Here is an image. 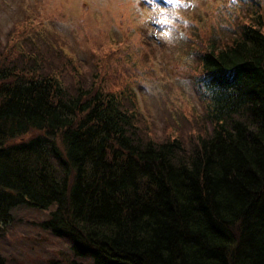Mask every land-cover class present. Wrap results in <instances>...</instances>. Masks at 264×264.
Returning a JSON list of instances; mask_svg holds the SVG:
<instances>
[{
    "label": "trees",
    "instance_id": "1",
    "mask_svg": "<svg viewBox=\"0 0 264 264\" xmlns=\"http://www.w3.org/2000/svg\"><path fill=\"white\" fill-rule=\"evenodd\" d=\"M28 16L0 42V223L21 205L46 210L68 264H264L260 16L193 48L202 115L184 138L145 125L105 61L68 89L44 68L62 62L47 53L59 41Z\"/></svg>",
    "mask_w": 264,
    "mask_h": 264
},
{
    "label": "rangeland",
    "instance_id": "2",
    "mask_svg": "<svg viewBox=\"0 0 264 264\" xmlns=\"http://www.w3.org/2000/svg\"><path fill=\"white\" fill-rule=\"evenodd\" d=\"M143 2L150 6L152 0ZM223 3L201 0L199 7L183 12L189 21L187 35L169 46L149 34L151 25L138 23L140 12L133 0H0V42L5 43V33L15 22L36 14L35 29L59 41L48 55H62L65 63L49 59L44 63L46 71L60 77L69 89L75 83H95L101 61L107 62L111 73L122 69L123 83L135 101L128 106L136 107L137 117L158 135L170 129L184 138L190 132L184 127H194L202 115L194 88L198 62L193 48L201 46L198 42L225 44L238 37L242 24L255 23L259 16L264 22V0H242L227 19ZM113 83L119 88L120 78ZM46 215V210L28 205L11 210L0 223V264H68L69 242L42 228Z\"/></svg>",
    "mask_w": 264,
    "mask_h": 264
},
{
    "label": "clouds",
    "instance_id": "3",
    "mask_svg": "<svg viewBox=\"0 0 264 264\" xmlns=\"http://www.w3.org/2000/svg\"><path fill=\"white\" fill-rule=\"evenodd\" d=\"M200 3L201 0H163V3L152 0L149 6L144 4L143 0H133L134 6L140 12L138 23L142 26L151 25L149 34L169 46L176 44L187 35L185 29L189 21L182 13L199 7ZM241 3L242 0H224L222 11L225 19L238 9ZM141 4H144L145 8L141 9ZM222 27L227 28L228 24L223 23Z\"/></svg>",
    "mask_w": 264,
    "mask_h": 264
}]
</instances>
